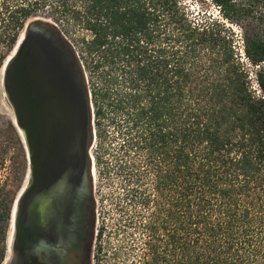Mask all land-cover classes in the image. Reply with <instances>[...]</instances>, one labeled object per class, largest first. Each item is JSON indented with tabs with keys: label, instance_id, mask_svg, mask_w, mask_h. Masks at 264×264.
<instances>
[{
	"label": "trees",
	"instance_id": "1",
	"mask_svg": "<svg viewBox=\"0 0 264 264\" xmlns=\"http://www.w3.org/2000/svg\"><path fill=\"white\" fill-rule=\"evenodd\" d=\"M13 1L15 28L51 13L99 138L112 128L121 264H264V0H211L234 24L259 11L241 49L182 0ZM17 197L0 191V264Z\"/></svg>",
	"mask_w": 264,
	"mask_h": 264
},
{
	"label": "water",
	"instance_id": "2",
	"mask_svg": "<svg viewBox=\"0 0 264 264\" xmlns=\"http://www.w3.org/2000/svg\"><path fill=\"white\" fill-rule=\"evenodd\" d=\"M37 24L24 29L23 39L3 65L4 93L29 162V183L15 205V241L34 198L56 181L77 193L90 168V102L64 41L35 28Z\"/></svg>",
	"mask_w": 264,
	"mask_h": 264
},
{
	"label": "rangeland",
	"instance_id": "3",
	"mask_svg": "<svg viewBox=\"0 0 264 264\" xmlns=\"http://www.w3.org/2000/svg\"><path fill=\"white\" fill-rule=\"evenodd\" d=\"M245 1L239 0V3L244 4ZM182 3L189 13L196 18L220 19L226 23V26L230 27L237 37L240 49L242 47L244 30L254 31L253 29L259 21L256 18L259 15L257 14L259 13L257 9H254L257 15H255L254 19L251 14L245 15L246 17H241L243 16L241 15L238 17V20H235L237 24H234L221 17L219 7L211 0H182ZM5 4L9 5L7 12L4 8ZM245 5L247 4L245 3ZM14 6H17V3L13 0H0V191L8 194V198L10 196L17 197L28 185L29 162L22 136L14 124L12 108L4 93L3 65L5 60L12 54L20 34L31 22L40 21L44 25H52L53 23L50 19L51 13L37 11L23 23L21 28H15L13 15L10 14V10ZM15 34L17 35V41L13 46H10L9 41ZM75 34L81 35L85 34V32ZM82 66L85 84L89 90H92V82H95L94 75L89 73L84 64ZM248 67L251 72L255 70L253 67ZM101 124L109 132V138L103 140L101 137L99 138L98 130L102 128L97 125L96 120L92 116V134L88 143V165H90V168L88 167L87 172V185L91 206L94 205V214L99 215L101 232L99 239H96L95 234L93 236L90 259L87 264H114L112 259L114 257L121 264V255L118 253L117 256H114V254L122 246L120 253L122 256H125L126 243H130V238L128 235L120 232L117 233L116 231V224L119 219L116 198L118 193L121 192V187L118 178L112 174V128L107 127L106 122H102ZM105 149H108V151L105 152ZM11 232L12 223H10L9 228L6 230L4 259L9 254ZM4 261L1 264H5Z\"/></svg>",
	"mask_w": 264,
	"mask_h": 264
},
{
	"label": "flooded vegetation",
	"instance_id": "4",
	"mask_svg": "<svg viewBox=\"0 0 264 264\" xmlns=\"http://www.w3.org/2000/svg\"><path fill=\"white\" fill-rule=\"evenodd\" d=\"M35 28L52 33L42 23ZM100 232L87 176L80 191L72 194L68 185L56 181L43 196L32 200L28 219L19 226L15 255L24 260L19 264H87L93 236L99 239Z\"/></svg>",
	"mask_w": 264,
	"mask_h": 264
},
{
	"label": "bare ground",
	"instance_id": "5",
	"mask_svg": "<svg viewBox=\"0 0 264 264\" xmlns=\"http://www.w3.org/2000/svg\"><path fill=\"white\" fill-rule=\"evenodd\" d=\"M24 37V31L22 32V37L20 39V41H18L17 45L15 46L12 54H10V56L6 59L4 65L6 64V62L11 58V56L14 54L17 46L20 44L21 40L23 39ZM14 124H15V121H14ZM16 126V125H15ZM19 132V131H18ZM20 133V132H19ZM20 135L22 136V134L20 133ZM19 196V195H18ZM18 198V197H17ZM16 205V203H15ZM15 205H14V209H13V212H12V220H11V223H12V232H11V239H10V248H9V254L7 255L6 259H5V264H19L18 262L19 261H24V260H21V259H17V256L15 255V251H14V245L16 244V241L14 239V218H15ZM27 252H28V247L26 246V248H24ZM27 261V260H26Z\"/></svg>",
	"mask_w": 264,
	"mask_h": 264
}]
</instances>
